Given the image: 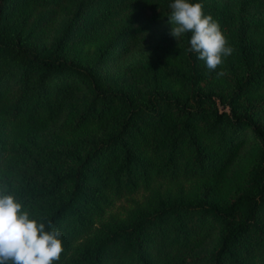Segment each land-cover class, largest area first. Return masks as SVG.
I'll use <instances>...</instances> for the list:
<instances>
[{"label":"trees","instance_id":"trees-1","mask_svg":"<svg viewBox=\"0 0 264 264\" xmlns=\"http://www.w3.org/2000/svg\"><path fill=\"white\" fill-rule=\"evenodd\" d=\"M65 1L32 0L42 12L11 26L8 14L23 0H0V112L25 131L64 107L67 130L77 144L75 149L44 152L48 163L31 160L25 169L34 174L30 181L21 175L17 184L4 183L3 194L31 209L30 218L44 222L46 229L51 221L61 231L63 252L53 264H153V256L162 264H196L199 259L186 252L193 229L205 217L220 230L208 256L197 264H264V128L252 113L264 106V34L250 38L242 20L234 28V51L220 86L202 85L206 75L197 54L188 50L191 34L185 33L170 47L182 65V71L172 72L177 88L158 84L152 74L133 87L125 77L110 79L100 70L99 52L93 63L65 48L86 9H107L121 0H72L74 11L54 41L48 46L34 43L31 34ZM254 1L264 8V0ZM172 2L139 0L112 42L131 38L148 19L169 15ZM70 84L81 88V94H68ZM87 126L98 131L82 135ZM242 130L251 133L259 148L253 169L243 178L248 190L220 205L203 196L189 201L154 192L124 225L92 227L95 200L102 191L109 189L119 199L157 180L206 178L223 163L222 156ZM3 142L0 132V169Z\"/></svg>","mask_w":264,"mask_h":264},{"label":"rangeland","instance_id":"rangeland-1","mask_svg":"<svg viewBox=\"0 0 264 264\" xmlns=\"http://www.w3.org/2000/svg\"><path fill=\"white\" fill-rule=\"evenodd\" d=\"M25 2L28 3L24 8L21 3ZM31 2L32 0H23L10 10L8 22L11 26H16L18 20L24 16L32 15L35 19L42 12V7ZM138 5L139 0H121L117 5L107 9L94 11L86 9L65 48L77 59L87 62L95 61L99 52L97 65L110 79L117 80L125 77L131 86L138 87L152 74L158 84L165 83L177 88L172 72L182 71V65L175 57H172L170 47L180 41L181 37L176 39L172 37L166 42H160L162 38L169 37L171 24L168 22V15L148 19L138 26L131 38L124 39L120 43L112 42L115 33ZM202 7L205 15H211L219 23L230 46L234 28L241 25L242 21L248 23L250 38H260L259 36L264 34V8L254 0L248 2L244 0H203ZM73 11V1L66 0L52 19L31 34L34 43L38 46L51 44ZM159 60L162 61V65L157 64ZM228 60V57L225 58L222 65L218 66L215 71L208 70L204 61L199 60L201 73L206 75L201 79L202 85L211 83L220 86L224 83L226 74L217 77L216 73L218 71L225 73ZM81 92L82 89L75 84L67 87V93L72 96L80 95ZM252 113L264 128V106L263 109L259 108ZM64 117L65 108L61 107L51 119L23 131V128L12 124L11 120L0 112V132L4 135L2 147L5 155L4 166L0 169V193H3L5 182L17 184V179L22 177L21 175L25 176L26 181H30L34 174L25 169L31 165V160L37 163H48L49 161L43 156L44 152L58 150L59 147L70 149L77 147L76 142L72 141L71 129L67 130ZM81 131L82 135H88L94 131L97 132L98 128L87 126ZM258 149L257 142L251 133L242 130L237 141L222 156L223 163L206 178L174 182L157 180L119 199H113L109 189L102 191L99 198L95 200L96 211L92 212V227L124 225L130 220L132 213L145 208L154 192L161 196L168 195L189 201L203 196L209 202L223 204L237 192L248 190L243 183V178L253 169V160ZM50 164L53 163L50 162ZM22 210L31 211L29 208H22ZM219 230L218 223L205 217L202 224L197 229H193L190 235L191 242L186 252L187 257L194 260L198 258L197 263H202L214 247ZM244 248L237 251L239 257H242ZM247 256V253H243L245 261ZM150 261L153 264H162L154 256L150 257Z\"/></svg>","mask_w":264,"mask_h":264},{"label":"clouds","instance_id":"clouds-1","mask_svg":"<svg viewBox=\"0 0 264 264\" xmlns=\"http://www.w3.org/2000/svg\"><path fill=\"white\" fill-rule=\"evenodd\" d=\"M169 35L175 39L190 33L189 51L197 54L210 71H215L234 49L219 23L205 15L201 3L173 0L170 3ZM223 71L216 73L223 76ZM62 233L51 221L37 222L11 194L0 193V264H53L63 252Z\"/></svg>","mask_w":264,"mask_h":264}]
</instances>
